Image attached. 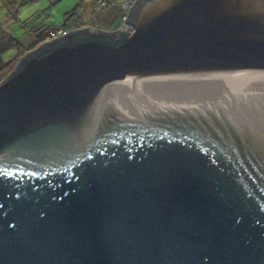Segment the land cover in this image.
<instances>
[{
	"label": "water",
	"instance_id": "1",
	"mask_svg": "<svg viewBox=\"0 0 264 264\" xmlns=\"http://www.w3.org/2000/svg\"><path fill=\"white\" fill-rule=\"evenodd\" d=\"M126 22L0 83V264H264V0Z\"/></svg>",
	"mask_w": 264,
	"mask_h": 264
},
{
	"label": "trees",
	"instance_id": "2",
	"mask_svg": "<svg viewBox=\"0 0 264 264\" xmlns=\"http://www.w3.org/2000/svg\"><path fill=\"white\" fill-rule=\"evenodd\" d=\"M10 4V8L7 11V18L9 20H17L19 21L17 15V7L15 0H5V2ZM37 1V0H35ZM85 1V0H84ZM125 0H118L117 3L113 2V0H88L86 4H82L85 6V10H83L80 14L78 12H69L62 21H58L57 23L40 25L36 27L38 30L35 43L26 51H19V56L17 59L13 57L10 60H6L3 57V53L0 51V83L10 74L14 73L21 67V63L23 62L25 56H28L34 52L40 51L43 49V54L49 52L53 48L57 46L63 45H74L78 43L80 40H95V41H103L104 37L94 36L88 33L89 28H96L101 31H116L120 33V39L118 41H111L110 38H106L107 43L118 44L124 41L127 37L128 32L118 31L117 29L122 24V15L124 13L123 2ZM23 1L21 2L22 5ZM78 11V8H77ZM44 13L43 20H46ZM116 18L118 22L116 25ZM36 19H40L37 17ZM4 20V19H3ZM115 20V21H113ZM23 22V21H22ZM113 24V25H112ZM108 25H112V27H108ZM4 24H2V19L0 20V28H3ZM60 28H64L70 31L69 34L59 37L57 39L50 38V31H56ZM34 31V28H33ZM47 34L49 37H47ZM2 39L3 36H0ZM17 53V54H18Z\"/></svg>",
	"mask_w": 264,
	"mask_h": 264
},
{
	"label": "rangeland",
	"instance_id": "3",
	"mask_svg": "<svg viewBox=\"0 0 264 264\" xmlns=\"http://www.w3.org/2000/svg\"><path fill=\"white\" fill-rule=\"evenodd\" d=\"M86 1L88 0H15L16 5H19L17 7L19 21L12 19L10 21L7 18V11L11 6L7 1L0 0V20L2 19V24H4V27L0 28V36H3L2 39L0 38V51L3 53V57L6 60L13 57L17 59L20 54L19 51H26L34 45L38 33L36 27L62 21L69 12L74 10L80 14L85 10L86 5L83 6L82 4H86ZM117 1L113 0L115 3ZM44 13L49 15L45 16L46 20H43ZM37 17L40 19H36ZM117 22L118 19L116 18L114 25ZM112 25H108V27ZM47 37H49L48 34Z\"/></svg>",
	"mask_w": 264,
	"mask_h": 264
},
{
	"label": "built area",
	"instance_id": "4",
	"mask_svg": "<svg viewBox=\"0 0 264 264\" xmlns=\"http://www.w3.org/2000/svg\"><path fill=\"white\" fill-rule=\"evenodd\" d=\"M126 1V0H125ZM125 1L123 2V9H124V13L122 15V24L120 25V27L117 29H127L129 27L132 28V25L128 22H126L127 17L129 15L130 9L133 6V4L135 3L136 0H127V2L125 3ZM69 31L64 29V28H60L56 31H50V35L52 39H55L63 34L68 33Z\"/></svg>",
	"mask_w": 264,
	"mask_h": 264
},
{
	"label": "crops",
	"instance_id": "5",
	"mask_svg": "<svg viewBox=\"0 0 264 264\" xmlns=\"http://www.w3.org/2000/svg\"><path fill=\"white\" fill-rule=\"evenodd\" d=\"M112 27V26H111Z\"/></svg>",
	"mask_w": 264,
	"mask_h": 264
}]
</instances>
